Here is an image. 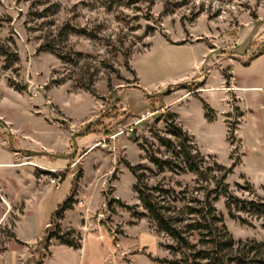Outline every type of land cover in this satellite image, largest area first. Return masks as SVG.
<instances>
[{
    "label": "rangeland",
    "instance_id": "obj_1",
    "mask_svg": "<svg viewBox=\"0 0 264 264\" xmlns=\"http://www.w3.org/2000/svg\"><path fill=\"white\" fill-rule=\"evenodd\" d=\"M160 41L197 44L196 52L201 47L207 52L187 78L170 82ZM50 47L54 52L46 50ZM263 48L264 0H0V49L16 54L14 60L0 56V264H46L51 250L50 262L65 260L64 253L52 249L56 240L48 246L42 241L50 221L43 229V212L52 199L47 186L62 196L63 179L71 189L78 175L76 203L80 189L89 194L86 198L99 205L93 220L114 243L126 232L140 239L144 253L169 244L147 218H134L116 204L106 207L109 198L130 203L136 196L130 187L135 179L124 162L152 169L154 175L146 173L149 185L160 182L176 191L194 186V175L157 173L148 161L150 154L168 157L158 138L173 137L167 122L155 120L163 114L171 121L168 113L178 125L195 130L199 143L187 133L200 152L210 145L216 156L210 155L220 164L239 162L235 128L240 115L234 105L224 117L231 146L227 156L221 133L213 141L202 136L197 99L174 106L177 114L165 108V99L182 93L198 97L209 77L227 91L231 65ZM135 66L142 68L141 80ZM140 93L149 110L134 116L131 108L143 105ZM233 100L229 96L230 104ZM234 168L226 178L232 192L251 198L237 188L246 179L264 199V172L246 165V178ZM214 205L235 241L264 242V220L253 218L248 225L230 218L224 197ZM121 260L129 262L126 255ZM142 260L135 258V264Z\"/></svg>",
    "mask_w": 264,
    "mask_h": 264
},
{
    "label": "trees",
    "instance_id": "obj_2",
    "mask_svg": "<svg viewBox=\"0 0 264 264\" xmlns=\"http://www.w3.org/2000/svg\"><path fill=\"white\" fill-rule=\"evenodd\" d=\"M46 50L54 52L52 47ZM260 53L261 51L253 55L250 60ZM10 54L0 49V56H8L14 60L16 54ZM250 60L242 64L248 65ZM230 77L225 76V79ZM145 96L150 98L146 93ZM201 103L205 118L212 121L213 110L203 100ZM167 115L172 118L171 121L163 114L156 116L155 120L167 122V132L173 137L158 138L160 144L169 152L168 157L150 154L148 161L157 173L168 171L194 175V186L176 191L173 187L160 182L149 185L146 173L154 175L152 169L142 164L131 165L124 162L135 179L133 191L136 193L138 204L128 205L118 198H109L106 207L111 210L112 205L116 204L133 212L134 218H147L155 226L156 231L170 241L169 244L163 245L170 258H152L159 264H264V242L235 241L214 205L219 197H224L230 218L251 225L253 218L264 220V199L254 192L246 179L243 185L238 184L237 188L252 194V197L240 198L234 194L226 178L238 162L234 161L230 166H225L217 162L213 156L203 155L187 131L174 121V115L169 113ZM132 138L134 141L137 140V137ZM59 175L64 176L65 171H59ZM78 177L79 175L73 179L69 194L50 215L49 226L44 229L42 238L46 246L50 239H54L59 244L73 249L80 247V235L74 229L62 230L60 227V220L65 211L72 209L76 203ZM138 207L142 211H137Z\"/></svg>",
    "mask_w": 264,
    "mask_h": 264
},
{
    "label": "crops",
    "instance_id": "obj_3",
    "mask_svg": "<svg viewBox=\"0 0 264 264\" xmlns=\"http://www.w3.org/2000/svg\"><path fill=\"white\" fill-rule=\"evenodd\" d=\"M160 44L161 55L164 59L162 60V63L171 69L170 72L172 74H170V82L181 81L184 80V78H187L192 68L202 62V59L207 52L204 47L197 49L196 52L194 46L197 44L186 43L183 45H171L162 41H160ZM134 69L141 80L143 77L142 68L135 66ZM230 74L232 80L229 82V87L226 88L227 91L219 90L215 86L217 84L213 83L214 81L209 77L204 80V85L198 89V97H195L190 93H182L175 98L168 96L170 99H165V108L177 114L174 110V106H181L184 102L189 103L192 100L197 99L201 104V113L203 114V117L201 118V125L203 128L202 136L208 141H213L216 136L220 135V133L222 137L226 139L227 127L224 122V117L232 113V105H234L238 109L240 115L235 128V136L241 153L240 160L234 170H237L246 176L247 169L245 167L248 165L257 171L264 172V48L257 57L249 61L248 65H243L242 63L232 64ZM140 94L143 99L142 96H144V94ZM229 96L234 97L233 104L229 103ZM201 100L214 110L215 116L212 121H208L205 118V111ZM144 103L147 104L146 99H143V105H139L135 109L131 108L134 116L138 113L142 115L145 111L149 110ZM180 125L195 138L197 143H199L197 134L193 128L184 125L183 123ZM218 126L222 128L220 132L216 129ZM230 151L231 146L228 143L226 149L227 156ZM201 152L203 154L215 155L213 153L214 148L210 145L207 148L205 147L204 149H201ZM229 163L230 160L228 159L226 164ZM67 180L68 179L65 177L61 182V185L66 183V190L62 193V196H59L54 191L51 192V188L47 186L49 191L47 193L48 195H51L52 199L50 200V203L47 202L46 206H44V216L42 219L43 229L48 224L51 212L64 197V194L70 189V181L67 183ZM132 186L133 180H130L131 190ZM78 192V202L73 205L72 209L65 211L63 218L60 220V227L63 230L74 229L81 237L80 247L73 249L60 245L56 241L53 242L52 249L54 248L64 253L66 258L62 261L52 259L53 262H50V259L53 258V252L51 250L50 257L46 260V264H125V262L121 260L125 255L126 259L129 261L126 264H135V258L138 257L144 260H142L144 264H159L153 261L152 258H166L168 253L160 246V244L157 246L156 252L152 251L150 248H147L145 253L141 252L140 246L142 243L140 239L132 237L129 233V235H127L126 232H124L123 235L118 238V241L114 243L110 232L100 223L93 220V214L99 205L96 203L94 204L93 201L86 198V195L89 194L81 192V189ZM133 199V201L126 204H137V197L134 196ZM21 218L18 221H20ZM22 242L31 243L25 241ZM163 251L165 252V255ZM155 255L157 257H154Z\"/></svg>",
    "mask_w": 264,
    "mask_h": 264
},
{
    "label": "built area",
    "instance_id": "obj_4",
    "mask_svg": "<svg viewBox=\"0 0 264 264\" xmlns=\"http://www.w3.org/2000/svg\"><path fill=\"white\" fill-rule=\"evenodd\" d=\"M150 115H151V114H150ZM142 118L144 119V116H143ZM138 121H139V120H138ZM135 123H137V121H136ZM132 130H133V128H130V129H129L130 132H131ZM50 182L53 183V182H54V179L51 178Z\"/></svg>",
    "mask_w": 264,
    "mask_h": 264
}]
</instances>
